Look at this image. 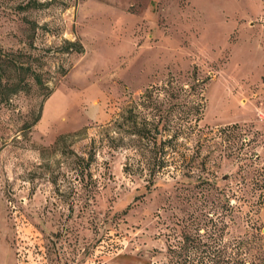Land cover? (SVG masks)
<instances>
[{
	"label": "rangeland",
	"instance_id": "1",
	"mask_svg": "<svg viewBox=\"0 0 264 264\" xmlns=\"http://www.w3.org/2000/svg\"><path fill=\"white\" fill-rule=\"evenodd\" d=\"M0 47L47 86L0 100V264H160L190 215L264 231V0H0Z\"/></svg>",
	"mask_w": 264,
	"mask_h": 264
},
{
	"label": "trees",
	"instance_id": "2",
	"mask_svg": "<svg viewBox=\"0 0 264 264\" xmlns=\"http://www.w3.org/2000/svg\"><path fill=\"white\" fill-rule=\"evenodd\" d=\"M38 58L35 52L31 53L26 48L17 47L13 50L0 47V100L8 99L11 94L19 90L27 92L30 88L29 78L47 87L36 71L35 61ZM48 91L49 88L44 90V97L48 95ZM38 116L39 110L27 123L28 127ZM131 133L140 135V138L145 136L153 141L155 159H158L164 147L157 126L154 130H149L136 125L132 127ZM63 134H58L55 140ZM85 151L86 156L80 153L74 154L72 162L78 169L79 184L90 191L94 199L97 186L93 180L87 182L89 178L84 177L87 163L93 159L94 150ZM153 181H150L151 183L147 181L143 185L150 186ZM203 181L208 184L215 182L212 177L198 174L192 180L193 184ZM231 205L227 203L228 207ZM175 220L172 224L173 238L165 243L162 250H159L162 252L160 264H264V231L253 222L248 224L249 228H243L242 232H231L226 228L227 222L212 216L190 215L186 219Z\"/></svg>",
	"mask_w": 264,
	"mask_h": 264
}]
</instances>
